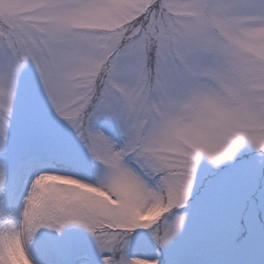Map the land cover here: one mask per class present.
Wrapping results in <instances>:
<instances>
[{"label": "snow or ice", "instance_id": "obj_1", "mask_svg": "<svg viewBox=\"0 0 264 264\" xmlns=\"http://www.w3.org/2000/svg\"><path fill=\"white\" fill-rule=\"evenodd\" d=\"M0 264H264V0H0Z\"/></svg>", "mask_w": 264, "mask_h": 264}]
</instances>
